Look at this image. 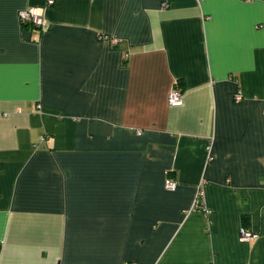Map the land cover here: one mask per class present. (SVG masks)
Returning <instances> with one entry per match:
<instances>
[{
	"label": "crops",
	"instance_id": "0c3cea01",
	"mask_svg": "<svg viewBox=\"0 0 264 264\" xmlns=\"http://www.w3.org/2000/svg\"><path fill=\"white\" fill-rule=\"evenodd\" d=\"M46 2L0 0V264H264V0Z\"/></svg>",
	"mask_w": 264,
	"mask_h": 264
},
{
	"label": "built area",
	"instance_id": "2783aa9c",
	"mask_svg": "<svg viewBox=\"0 0 264 264\" xmlns=\"http://www.w3.org/2000/svg\"><path fill=\"white\" fill-rule=\"evenodd\" d=\"M52 2L53 0H47L46 5L51 4ZM46 5L37 6V7L32 6V7L20 9L18 12V15L20 19L23 21H29L35 26H43L45 23L44 8L46 7ZM241 98H242L241 90L238 89L234 93V99L238 101V100H241ZM168 102L171 105H177L182 102L181 90L175 85L172 86V88L170 89L168 93ZM176 184H177L176 181L170 176L165 177L164 185L167 189H174L176 187ZM202 194H203V190L199 188L195 194V198L193 200L192 206L193 207L201 206L203 210H206L202 202V199H201ZM239 230H240L241 237L243 239H248L253 235L251 230H248L244 228L243 226H240ZM211 264H214V263H211Z\"/></svg>",
	"mask_w": 264,
	"mask_h": 264
}]
</instances>
